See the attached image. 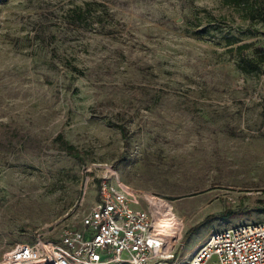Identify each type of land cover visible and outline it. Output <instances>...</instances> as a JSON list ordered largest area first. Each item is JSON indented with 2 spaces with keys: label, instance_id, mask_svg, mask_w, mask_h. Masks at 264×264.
Wrapping results in <instances>:
<instances>
[{
  "label": "rangeland",
  "instance_id": "obj_1",
  "mask_svg": "<svg viewBox=\"0 0 264 264\" xmlns=\"http://www.w3.org/2000/svg\"><path fill=\"white\" fill-rule=\"evenodd\" d=\"M263 28L221 0H0V258L79 225L113 172L180 220V264L264 221Z\"/></svg>",
  "mask_w": 264,
  "mask_h": 264
},
{
  "label": "built area",
  "instance_id": "obj_2",
  "mask_svg": "<svg viewBox=\"0 0 264 264\" xmlns=\"http://www.w3.org/2000/svg\"><path fill=\"white\" fill-rule=\"evenodd\" d=\"M95 186L96 200L79 225H66L58 240L39 233L32 242H17L0 264H180L182 229L158 230L163 210L150 200L142 207L141 196L115 172ZM185 264H264V221L212 230Z\"/></svg>",
  "mask_w": 264,
  "mask_h": 264
},
{
  "label": "trees",
  "instance_id": "obj_3",
  "mask_svg": "<svg viewBox=\"0 0 264 264\" xmlns=\"http://www.w3.org/2000/svg\"><path fill=\"white\" fill-rule=\"evenodd\" d=\"M223 5L232 8L233 10L240 13L241 17L252 21H261L264 24V0H221ZM248 32L253 34L258 32V29L247 27ZM264 35V28L260 31ZM226 43L232 46L231 50H236L239 53L240 60L238 61V68L245 74H259L261 72V62L254 60L251 57H247L244 54V50L250 48V43H242L234 48V44L237 43L236 37H227ZM254 54L256 56L264 55V49L255 47ZM65 150L72 155L78 156L79 152L76 147L70 143L63 141Z\"/></svg>",
  "mask_w": 264,
  "mask_h": 264
},
{
  "label": "bare ground",
  "instance_id": "obj_4",
  "mask_svg": "<svg viewBox=\"0 0 264 264\" xmlns=\"http://www.w3.org/2000/svg\"><path fill=\"white\" fill-rule=\"evenodd\" d=\"M147 199L151 201L152 206L163 210L162 212L165 214V216L160 218L159 223H157L158 230H169L170 233H173L174 231L179 232L182 229V224L180 221H178L170 208L165 206V204L159 198L149 193L147 195Z\"/></svg>",
  "mask_w": 264,
  "mask_h": 264
}]
</instances>
